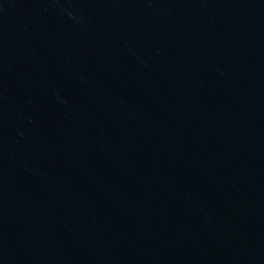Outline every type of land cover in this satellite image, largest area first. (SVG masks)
Returning <instances> with one entry per match:
<instances>
[{"label":"water","instance_id":"obj_1","mask_svg":"<svg viewBox=\"0 0 264 264\" xmlns=\"http://www.w3.org/2000/svg\"><path fill=\"white\" fill-rule=\"evenodd\" d=\"M0 264H264V0H0Z\"/></svg>","mask_w":264,"mask_h":264}]
</instances>
